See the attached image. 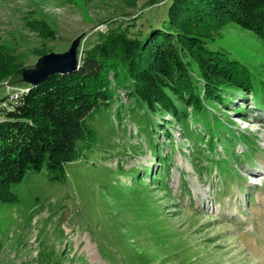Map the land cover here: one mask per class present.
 I'll list each match as a JSON object with an SVG mask.
<instances>
[{
	"label": "rangeland",
	"instance_id": "1",
	"mask_svg": "<svg viewBox=\"0 0 264 264\" xmlns=\"http://www.w3.org/2000/svg\"><path fill=\"white\" fill-rule=\"evenodd\" d=\"M167 6L168 0H0V51L21 63L0 80L1 105L25 90L21 70L44 55L37 49L64 52L81 33L89 47L111 20L128 16L160 24ZM212 34L206 44L264 75V40L253 30L230 23ZM115 90L119 101L95 121L104 142L94 152L68 163L63 181L31 177L14 187L20 203L0 212L4 264H264L263 102L226 94L218 113L233 121L229 130L221 129L212 151L206 139L193 151L171 113L154 114L157 125L169 121L154 136L142 132L146 126L130 115L125 89ZM121 103L128 105L122 121L116 116ZM192 128L205 131L198 122ZM226 133L233 138L230 157L221 142ZM241 133L257 147L234 137ZM151 140L171 155L166 185L158 180L162 165ZM43 252H51V261Z\"/></svg>",
	"mask_w": 264,
	"mask_h": 264
},
{
	"label": "trees",
	"instance_id": "2",
	"mask_svg": "<svg viewBox=\"0 0 264 264\" xmlns=\"http://www.w3.org/2000/svg\"><path fill=\"white\" fill-rule=\"evenodd\" d=\"M140 18L111 20L110 28L98 32L94 44H81L77 71L53 75L37 86L26 83L9 104L0 103V212L20 203L15 186L31 177L63 181L68 163L86 158L104 142L95 121L119 101L117 88L125 89L130 103L118 106L120 121L127 106L130 115L146 126L142 132L154 136L169 123L155 124L154 114L171 113L193 142V151L202 150L199 142L205 139L212 151L221 129L229 130L233 121H224L218 113L219 103L227 104L226 94H251L264 104V75L259 78L228 50L215 49L205 41L230 23L253 30L264 40V0H168L159 25ZM47 51L37 49L40 55ZM189 59L196 62L197 74L191 71ZM20 65L12 54L0 51V80L12 77ZM193 122L202 123L205 131L197 133ZM166 134L174 143L169 129ZM234 135L257 147L251 135ZM221 137L230 157L233 138L227 133ZM150 143L162 165L158 180L166 185L163 172L170 169L171 155H163L153 140ZM4 226L0 219V237L6 235ZM3 244L0 241V264H4ZM42 255L51 261V252Z\"/></svg>",
	"mask_w": 264,
	"mask_h": 264
},
{
	"label": "water",
	"instance_id": "3",
	"mask_svg": "<svg viewBox=\"0 0 264 264\" xmlns=\"http://www.w3.org/2000/svg\"><path fill=\"white\" fill-rule=\"evenodd\" d=\"M85 37L78 35L64 52L51 51L38 58L34 66L21 70L22 80L31 86H37L56 74H70L80 66V46Z\"/></svg>",
	"mask_w": 264,
	"mask_h": 264
}]
</instances>
